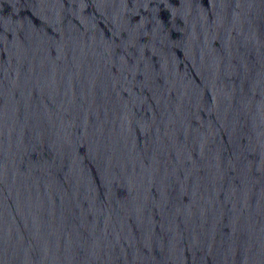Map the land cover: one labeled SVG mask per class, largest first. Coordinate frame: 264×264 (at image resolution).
<instances>
[{"label": "water", "instance_id": "water-1", "mask_svg": "<svg viewBox=\"0 0 264 264\" xmlns=\"http://www.w3.org/2000/svg\"><path fill=\"white\" fill-rule=\"evenodd\" d=\"M0 264H264V0H0Z\"/></svg>", "mask_w": 264, "mask_h": 264}]
</instances>
